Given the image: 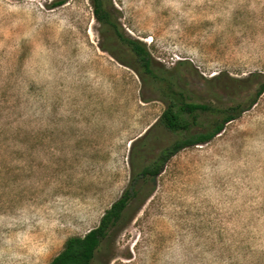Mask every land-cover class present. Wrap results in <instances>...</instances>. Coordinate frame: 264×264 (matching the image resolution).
Here are the masks:
<instances>
[{
    "label": "rangeland",
    "instance_id": "obj_1",
    "mask_svg": "<svg viewBox=\"0 0 264 264\" xmlns=\"http://www.w3.org/2000/svg\"><path fill=\"white\" fill-rule=\"evenodd\" d=\"M55 1L0 0V264H48L100 223L134 166L179 137L157 123L161 89L103 49L121 52L91 0ZM113 5L159 63L184 62L194 100L217 102L216 74L264 76V0ZM154 184L95 264H264V92L211 141L175 154Z\"/></svg>",
    "mask_w": 264,
    "mask_h": 264
},
{
    "label": "trees",
    "instance_id": "obj_2",
    "mask_svg": "<svg viewBox=\"0 0 264 264\" xmlns=\"http://www.w3.org/2000/svg\"><path fill=\"white\" fill-rule=\"evenodd\" d=\"M67 0H57L53 7ZM94 13L105 35L113 33L120 44V54L109 47L102 46L121 63L131 67L142 81H149L161 89L166 108L157 123L179 135L169 145L162 147L154 157L142 166L131 170L129 184L121 196L104 212L100 223L84 235H71L62 250L48 264H95L99 253L108 248V243L122 232L131 221L134 203L140 207L154 192V179L161 174L167 162L181 150L204 144L220 134L226 124L257 103L264 92V76L251 73L245 78H222L221 74L212 76L208 95L216 99L197 101L186 94L180 84V71L184 62H179L172 70L159 63L143 40L128 35L120 29L114 13L113 0H91ZM255 84L254 89L249 85ZM246 92L244 96L241 94ZM224 96L230 101L224 104ZM152 130H148L139 141L147 145ZM133 141L131 148H134ZM107 246V247H106Z\"/></svg>",
    "mask_w": 264,
    "mask_h": 264
}]
</instances>
